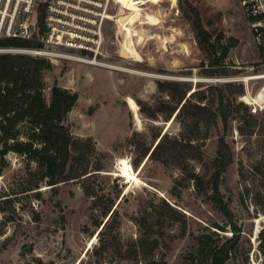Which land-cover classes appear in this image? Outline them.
Wrapping results in <instances>:
<instances>
[{"label":"rangeland","instance_id":"rangeland-1","mask_svg":"<svg viewBox=\"0 0 264 264\" xmlns=\"http://www.w3.org/2000/svg\"><path fill=\"white\" fill-rule=\"evenodd\" d=\"M188 3L198 9L209 47L231 71L229 75L204 74L203 53L181 11V5ZM176 8L181 23L175 18ZM109 15L96 57L66 47H48L44 54L26 52L31 48L0 47V53L24 52L53 63L44 74L45 95L49 98L54 83L78 93L66 124L75 136L94 138L104 163V170L90 179L70 181L58 188L41 181L38 188L28 190L29 178L33 181L38 175L36 164L17 152H9L5 164L0 160V264H147L158 260L202 264L204 259L193 262L190 258L199 248L200 235L211 230L219 231L220 237L232 234L229 220L207 197V188L200 192L180 168L150 158L151 151L142 156L146 148L152 150L157 143L158 131L176 135L181 130L176 113L169 120L152 119L142 106L152 105L159 97L158 80L189 81L193 91L228 82L227 77L264 70L262 51L241 0H117ZM37 16V11L21 14L19 20H35ZM263 82L252 80L253 90ZM129 97L137 108L130 105ZM242 124L237 118L228 131L226 138L234 156L221 185L242 233L239 254L232 264H264V112L244 134L238 129ZM26 129L23 127L24 132ZM211 131L204 142V160L190 161L195 171L206 175L219 141V130ZM123 159L131 164L140 182L121 175ZM84 183H94L98 192L112 196L119 192L113 209L119 211V236L126 245L145 235L146 227L136 219L163 199L186 215V224L166 221L161 236L152 233L164 241L151 260L144 256L123 260L113 250L98 256L94 252L101 242L98 233L103 225L96 229L92 214L101 215L102 207H92ZM257 193L262 196L259 201L254 198ZM215 223L226 231L214 227Z\"/></svg>","mask_w":264,"mask_h":264},{"label":"trees","instance_id":"trees-1","mask_svg":"<svg viewBox=\"0 0 264 264\" xmlns=\"http://www.w3.org/2000/svg\"><path fill=\"white\" fill-rule=\"evenodd\" d=\"M181 6V11L190 23L203 53V66H206L204 74L229 75L231 71L220 63L209 47L198 9L189 3ZM37 12V26L32 38L3 37L0 39V47H42L39 37L44 32L45 4H40ZM175 18L181 23L178 8ZM52 67L53 63L46 57L24 52L0 53V160L5 164L6 155L9 152H17L25 155L28 162L36 164L35 171L38 175L33 181L29 178L28 190L38 188L41 181H47L52 187L58 188L70 181L90 179L95 177L98 171L104 170L103 158L94 138L75 136L66 124L69 112L78 101V93L54 83L49 98L45 95L44 74ZM157 88L159 97L152 105H143V112L152 119L162 117L165 120H169L176 113L181 130L176 135L158 131L155 139L159 141L152 150L151 147L146 148L142 156L145 157L151 151L150 158L180 168L190 180H194L200 192H205L207 188V197L229 220L232 234L220 237L219 231L211 230L210 233L200 235L199 248L190 254V258L193 262L204 259L202 264H232L242 242V233L221 190L223 175L234 156L226 137L235 119L242 120L243 124L238 129L244 134L246 128L257 120L258 115L251 113L249 106L240 99L245 91L243 83L228 81L207 84L204 88L192 91V83L189 81L163 79L157 81ZM25 126L27 129L24 132ZM213 128L219 130L218 149L211 163L207 165L206 175L195 171L190 161L204 160V142ZM139 163V160L136 161L135 166ZM84 186L85 194L92 197V207H102L99 213L101 215L92 214L95 228L99 229L103 225L98 233L101 242L94 252L98 256L107 250H113L123 260H138L142 256L151 260L155 250L164 241L160 236L166 221H181L186 224V215L163 199L151 204L150 211L142 218L136 219L146 227L145 235L126 245L119 236V211L113 209L119 192L112 196L98 192L94 183H84ZM259 197H262L259 193L254 195L256 200ZM105 217H108L107 220H104ZM156 224L158 229H155ZM213 226L226 231L225 227L218 223ZM152 233L160 236L152 237ZM261 239L264 252V228L261 231ZM250 249L246 252L249 253ZM147 264L167 262L158 260Z\"/></svg>","mask_w":264,"mask_h":264},{"label":"built area","instance_id":"built-area-1","mask_svg":"<svg viewBox=\"0 0 264 264\" xmlns=\"http://www.w3.org/2000/svg\"><path fill=\"white\" fill-rule=\"evenodd\" d=\"M116 1L0 0V39L32 38L38 16L35 20L22 21L19 17L21 14L34 13L40 4H45L44 32L39 37L43 46L26 52L44 54L48 47H66L96 57L102 43L103 24L110 16L109 11ZM241 3L262 51L261 65L264 66V0H241ZM254 79L264 80V70L255 74L227 77L225 80L244 84L245 91L240 98L249 106L251 113L258 115L264 112V82L257 91H254L251 86Z\"/></svg>","mask_w":264,"mask_h":264},{"label":"bare ground","instance_id":"bare-ground-1","mask_svg":"<svg viewBox=\"0 0 264 264\" xmlns=\"http://www.w3.org/2000/svg\"><path fill=\"white\" fill-rule=\"evenodd\" d=\"M261 96H263V93L261 94ZM128 100H129L130 105L133 108H137L138 107L137 103L135 102V100L133 98L129 97ZM121 162L123 164V166L121 167V175L125 176V177H128L129 181L133 180V179L138 181L139 178L137 177L138 178L137 179L135 177V174H134L135 172H134V170H132L131 164H129L125 159H123ZM139 182H140V180H139Z\"/></svg>","mask_w":264,"mask_h":264},{"label":"water","instance_id":"water-1","mask_svg":"<svg viewBox=\"0 0 264 264\" xmlns=\"http://www.w3.org/2000/svg\"><path fill=\"white\" fill-rule=\"evenodd\" d=\"M159 141V139L157 140V142ZM102 228V227H101Z\"/></svg>","mask_w":264,"mask_h":264}]
</instances>
